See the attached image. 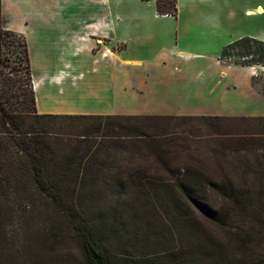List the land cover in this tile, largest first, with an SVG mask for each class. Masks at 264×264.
<instances>
[{"label": "rangeland", "instance_id": "1", "mask_svg": "<svg viewBox=\"0 0 264 264\" xmlns=\"http://www.w3.org/2000/svg\"><path fill=\"white\" fill-rule=\"evenodd\" d=\"M252 1L262 12L248 27L264 35V0ZM4 42L0 76L7 85L17 80L13 88L27 100L23 40L9 35ZM233 53L223 59H250ZM251 67L253 85H261L263 92L264 66ZM49 126L47 165L52 170L164 172L165 160L176 168L174 179L182 181H109L101 176L95 181H32L18 168L16 148H2L0 264H88L76 224L93 228L113 264H238L264 256V177L257 174L264 164V117H65L52 119ZM137 131L142 137H135ZM222 183L240 192L248 208L231 210L230 201L215 189ZM202 207L230 221L213 222Z\"/></svg>", "mask_w": 264, "mask_h": 264}, {"label": "crops", "instance_id": "2", "mask_svg": "<svg viewBox=\"0 0 264 264\" xmlns=\"http://www.w3.org/2000/svg\"><path fill=\"white\" fill-rule=\"evenodd\" d=\"M253 3L176 0L171 15L155 0H1V20L26 42L41 114L264 117L253 67L221 57L264 41Z\"/></svg>", "mask_w": 264, "mask_h": 264}, {"label": "trees", "instance_id": "3", "mask_svg": "<svg viewBox=\"0 0 264 264\" xmlns=\"http://www.w3.org/2000/svg\"><path fill=\"white\" fill-rule=\"evenodd\" d=\"M156 10L159 14H171L175 15L177 12L176 0H155ZM16 36L17 33L6 30L2 27L1 20V0H0V62L2 59V48L5 45L6 36ZM20 36V35H19ZM23 40L25 60L27 66V79L29 80V90L27 91V100L20 99L19 94L14 90V84L17 80L12 81V85H7L6 81L0 76L4 83L0 81V151L2 148H16V151L20 153L19 169L24 170L25 176H28L32 181H95L97 177L108 178L109 181H182L175 178L176 168L163 161L164 172L158 170L150 171V169L143 168H129V169H116L111 171L110 169L104 171L103 169H94L91 167H82L81 169H73L68 166H62L57 170H52L48 165V129L50 121L54 118L65 117H102L103 115H67V114H40L37 112L35 93L33 90L30 64L28 57V50L26 42ZM234 52L233 54L246 58L250 56L248 62L234 61L235 64H241L245 66L260 65L264 66V41L244 36L233 42L225 45L221 52V57L225 58L228 52ZM1 73V67H0ZM10 83V84H11ZM7 85V86H6ZM264 92V85H263ZM5 96L4 100L1 97ZM6 99V100H5ZM5 104V105H4ZM30 105V110L27 107ZM18 108H20L18 110ZM106 118H124L126 120H155V119H171L175 116H158V115H105ZM211 119H221V116H207ZM242 118V117H241ZM29 120V121H28ZM134 132V131H133ZM135 137H142L143 134H139V131L135 132ZM139 139V138H137ZM4 150V154H5ZM159 154V153H158ZM160 156V155H159ZM261 163L258 167L257 174L264 177V164ZM1 170V168H0ZM191 171L188 172L190 174ZM163 173L164 177H159ZM161 174V175H163ZM256 174V175H257ZM15 175V174H14ZM58 178V179H57ZM69 178V179H67ZM88 178V180H87ZM42 191H48L51 187L41 186ZM216 191L230 201L229 206L231 210H235L238 206L241 208H248V201L243 199L242 194L233 189L230 185L224 183L215 185ZM52 190V189H51ZM262 193V192H260ZM264 194V191H263ZM198 202V201H197ZM200 205V203H197ZM203 212L213 222L226 223L230 221L229 216L222 215L221 212L216 211L210 207H202ZM76 230L79 232L82 238L83 250L88 264H113L111 261V252L99 241L93 228L86 225H75ZM263 237V236H262ZM238 264H264V256H261L257 260L238 263Z\"/></svg>", "mask_w": 264, "mask_h": 264}, {"label": "bare ground", "instance_id": "4", "mask_svg": "<svg viewBox=\"0 0 264 264\" xmlns=\"http://www.w3.org/2000/svg\"><path fill=\"white\" fill-rule=\"evenodd\" d=\"M260 11L262 12V9H260Z\"/></svg>", "mask_w": 264, "mask_h": 264}]
</instances>
